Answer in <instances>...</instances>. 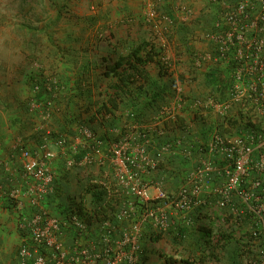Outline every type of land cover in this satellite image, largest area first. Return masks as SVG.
I'll use <instances>...</instances> for the list:
<instances>
[{"label":"built area","instance_id":"2783aa9c","mask_svg":"<svg viewBox=\"0 0 264 264\" xmlns=\"http://www.w3.org/2000/svg\"><path fill=\"white\" fill-rule=\"evenodd\" d=\"M211 31L205 34L208 41L218 46V56L210 52L200 55L195 64L205 59L233 62L230 73L229 93L246 115L244 122L260 129L225 136L215 132L207 144V155L192 167L177 194L168 193L162 181L154 179L158 164L166 155L175 154L181 145L166 142L157 151H148L151 141L146 133L135 132L110 144L108 154L102 141L88 127L82 126L81 136L62 138L56 142L63 153L70 152L66 165H102L108 159L112 169L103 176L92 174L91 182L104 190L113 210L97 220L95 214L88 219L87 211L79 206L70 210L62 219L50 214L44 205L47 196L55 192L54 173L50 160L55 156L49 146L38 150L22 148L21 181L8 190L0 185V193L13 202L17 224L24 231V240L18 251V264H142V233L149 224L156 231L164 232L176 218L191 224V212L205 202L204 195L221 194L217 207L230 205L234 214L246 209L253 212L264 228V0H239L235 7L225 0ZM255 33L254 36H250ZM231 102H227V109ZM179 108L181 105H178ZM163 112H171L164 107ZM248 121V122H247ZM142 137L143 142H138ZM84 139H87L84 141ZM92 142L89 147L86 143ZM86 149L80 160L75 154ZM190 150L181 153L190 156ZM216 155L226 160L222 168L214 164ZM10 160L0 159V169L14 177ZM223 177L221 187L214 185V177ZM16 176V175H15ZM214 192V193H213ZM232 195L243 204L239 210L232 205ZM30 207L32 212H27ZM174 219V220H172ZM73 229V240L64 239L65 229ZM264 235V230H263ZM264 264V251L260 254Z\"/></svg>","mask_w":264,"mask_h":264},{"label":"trees","instance_id":"16d2710c","mask_svg":"<svg viewBox=\"0 0 264 264\" xmlns=\"http://www.w3.org/2000/svg\"><path fill=\"white\" fill-rule=\"evenodd\" d=\"M221 1L209 0L206 17L200 16L195 19L193 25L181 24L176 28V37L181 42L177 43L176 49L185 48L189 63V76L192 80L193 74L199 72L198 67L200 65L197 66L195 62L200 54L191 46L192 43L188 41V38L201 28L199 24L202 25L201 30H204L205 34L212 30L218 13L222 9ZM225 1L235 7L239 0ZM51 2L57 8L58 1L51 0ZM167 12L169 13V11ZM70 17L76 19L78 23L82 19H87L89 25L95 24L97 20L94 17L82 18L75 15H70ZM202 19H204V24H201ZM207 21L209 22L207 23ZM254 35L255 33L250 34V36ZM259 35L264 36V31ZM75 38L69 34L71 41L74 42ZM208 43H210L208 52L213 56H218V46L214 42L208 41ZM126 45V53L117 52L116 57H102L101 62L99 59L93 62L86 61L81 71L76 73L58 71L59 73L56 72L53 75L44 74L43 79L40 78V75L32 76L29 83V93L26 96L25 110L28 112L32 110L37 114L42 113L43 116L45 114L47 120L42 122L40 128L31 131L29 135L23 138L28 137L27 140L32 142V148L29 149L36 151L39 147L48 146L51 142L56 143L62 138L70 140L79 137L81 136V127L88 126L102 141L101 149L105 154H108L112 137L117 139L126 133L128 135L129 132H139L138 135L148 133L150 144L153 147L157 146V148L166 142H174L176 145V142L180 140L181 145L175 149H180L181 152L183 148H188L190 156L183 153H181L182 155L172 154L158 164L154 173V179L162 181L168 193L177 194L180 185L184 184L189 171L192 169L191 160L207 155L210 129L203 124L200 126L199 134L203 141L199 142L193 137L196 133L188 126L183 114L173 112L172 115L170 113V115H166L163 112L164 107L169 106L176 98L178 82L183 83L186 78L184 73H180L177 78L171 76L173 74L169 72L171 63L161 58V48L157 43H152L147 38L142 37ZM31 47L33 48V44ZM35 48L37 47L34 45ZM81 50L86 52L87 47L81 48ZM61 51L63 57L59 58L60 62L57 61V64L78 65L79 56H74L79 53L77 49L74 51L73 46L66 45L61 47ZM66 52L68 55H65ZM154 62L159 63V79L153 78L146 71V66ZM215 62L217 64L225 63L223 60ZM215 65L209 66L203 74L206 85L221 96L227 88L229 90L231 78L230 76L227 79L224 78L221 74V68ZM229 65L232 67L233 62H230ZM166 76L168 78L164 79ZM103 77L112 80L109 84L111 91H107L108 93L105 94H102L104 87H102L101 78ZM97 90L98 95H104V98L94 99ZM184 98L186 97H182V100ZM188 100L190 103L193 102L190 96ZM181 113H183L182 109ZM235 114L238 115L237 118L228 115L225 119L231 128L221 129L220 133L232 135L252 129H260L259 125L257 127L244 122L246 115L241 109ZM156 119L160 124L157 132L151 134L149 131L143 130L147 123L149 124ZM195 119L205 122L203 116L196 115ZM115 131L118 133L113 134ZM86 140L84 139V141ZM137 140L138 142L144 141L142 137ZM92 144L90 141L86 143L89 147ZM23 147H26L25 144L22 145ZM84 152L86 149L80 148L78 153L74 155L75 159L80 160ZM62 154L63 166L58 171L59 173L53 172L55 192L46 197L44 205L50 214L65 219L70 210L74 208L75 201L72 202L73 199L69 190L64 187V184L69 180V172L66 171L64 164H66L70 152L60 153V155ZM9 159L14 164L15 162L19 163L17 157V161H14V156L9 157ZM226 163L222 156H215L214 164L217 167L222 168ZM17 167L20 169V174L18 173L14 177L9 172L0 169L5 173V180L0 181V185L4 189L8 190L18 180L21 181V162ZM223 180V177L215 175L214 185L221 187ZM82 181H85L84 189L90 194L91 210L97 220H100L113 210V207L106 199L104 190L98 189L97 185L92 184L90 176L85 179L82 178ZM2 197L5 198L11 208H14L12 201L3 195ZM220 197L221 194L219 193L204 195L205 202L191 212V224H187L179 218L172 219L174 222L170 223L164 232L156 231L147 224L143 229L142 244L147 240L157 242L162 238L167 239L174 247V255H178V257L164 255L163 264H210L211 259L226 261L227 264H243L247 257H249L251 264H260L259 257L264 251V228L262 224L256 219L254 213L247 209L243 213L234 214L230 205L222 208L217 207V201ZM80 202L82 203V200ZM231 204L239 210L243 208L241 199L236 195H232ZM79 209L82 211L81 206ZM33 210L37 209H31L30 212ZM88 219L91 220L92 217L88 216ZM140 261L142 264H146L148 261V254L143 246L140 252ZM29 264H33V262L30 261Z\"/></svg>","mask_w":264,"mask_h":264},{"label":"rangeland","instance_id":"374dc122","mask_svg":"<svg viewBox=\"0 0 264 264\" xmlns=\"http://www.w3.org/2000/svg\"><path fill=\"white\" fill-rule=\"evenodd\" d=\"M57 1L59 4L55 8L51 0H0V91L13 90L19 97L24 94L26 96L29 93V83L32 76L40 75V78L43 79L44 74L53 75L56 72L66 73L67 71L70 73L79 72L86 61L93 62L99 59L101 62L102 57H116L117 52L126 53V44L142 37L147 38L152 43H157L161 48V58L171 63L169 66V72L173 73L171 76H178L181 73L179 62L182 61L183 53L181 54L182 48L176 49L177 43H181L176 37V28L181 24L193 25L195 19L200 16L205 17V14H208L207 7L209 6V0ZM70 15L82 18L94 17L97 20L95 24L91 25L87 19H82L78 23ZM196 31L188 38L193 48L208 43L204 30L197 29ZM69 34L76 37L74 42L69 39ZM31 44H33V48ZM34 45L37 48L34 49ZM66 45L73 46L74 51L78 50L79 53L74 55L79 56L78 65L57 64V61L60 62L59 58L63 57L61 47ZM86 47V52L81 50V48ZM65 55L68 53L66 52ZM65 55L64 57H66ZM146 71L153 78H158L159 63L148 64ZM167 78L168 76L164 79ZM101 81L102 87H104L102 88L104 92L101 93L105 94L107 91H111L109 84L112 80L103 77ZM184 84L191 88L192 79L191 81L187 79ZM178 85L183 87L180 82ZM103 96L98 95L97 90L94 99L104 98ZM180 98L182 97L178 96L172 101L173 105L171 103L167 106L171 110L169 112L171 115L173 112L182 114V106L179 108L176 104L181 105L182 99ZM169 113L168 115H170ZM165 114L167 115L166 112ZM29 117L30 123L39 121L42 124L44 120H47L45 114L43 118L40 116L39 119L37 116L30 115ZM159 125L156 119L149 124L147 123L143 130L152 134L158 131ZM114 133L118 132L115 131ZM136 134L138 135L139 132ZM146 134L148 135V133ZM126 135L127 133L122 137ZM122 137L117 139L112 137L110 144L119 141ZM27 139L28 137L20 140L21 144L26 146L23 148H32V142ZM23 140L26 142L22 143ZM21 149L22 145H20L19 151H16L14 161H17L16 157L19 161L18 153L21 152ZM148 151H157V146L150 145ZM19 164L15 162L16 167ZM65 169L72 173L76 172L78 175H76L78 180L74 179L77 187L79 186L78 190L69 192L72 194V202L75 201V206L78 205L85 209L87 215L94 214L90 207V194L84 189L85 181H82V178H86L87 170H90L94 175L98 171V175L103 176V173L112 169V165L106 158L102 165H74L68 168L65 164ZM72 182L74 183L73 180ZM80 200L82 203H79ZM141 246L148 254L146 264H163L164 255L178 257V255H174V247L165 238L157 242L147 240ZM225 262L211 259L210 264H227ZM243 264H251L249 257Z\"/></svg>","mask_w":264,"mask_h":264},{"label":"crops","instance_id":"0c3cea01","mask_svg":"<svg viewBox=\"0 0 264 264\" xmlns=\"http://www.w3.org/2000/svg\"><path fill=\"white\" fill-rule=\"evenodd\" d=\"M206 17V16H205ZM204 19H202V23L204 24ZM209 21H207L208 23ZM201 27L200 30L203 28L202 25L199 24ZM195 50L199 51V54L203 55L208 53L210 49V43H204L198 47H194ZM182 61L179 62L180 65V72L184 73L186 81H191L188 71V56L185 53V48H182ZM181 53V54H182ZM181 57V56H180ZM218 65L221 68V74H223L224 78H228L231 73V65L228 63H219L217 64L213 60L205 59V61L198 67V73L193 74V80L191 84V88L185 86V82H183V87H177V94L176 98L179 97H186L180 103L182 108V114L185 116V121L188 123V126L193 129L194 138L199 142L203 140L200 138V129L201 125H206L207 128L210 129L209 134V141L213 137L214 133L217 131H221V129H226L230 127V124L227 123L225 119L229 116L238 117L235 114L237 111H240L239 107H236L231 102V95L227 88L226 92L224 91L221 96L215 90L211 89L210 86H207L205 83L204 74L209 66ZM215 65V66H216ZM175 76L174 78H177ZM179 84V82H178ZM179 92V93H178ZM216 92V93H215ZM215 93V94H214ZM214 95V96H213ZM27 96V94H26ZM25 94L23 96H17L13 90H6L5 92L0 91V158L10 160L9 157L14 156L16 151H19L21 144L20 140L24 139L23 137L30 134L31 131H35L42 126L41 122L30 123V115L37 116L38 119L43 118L44 116L42 113H36L31 111H26V100ZM191 97L193 100L190 103ZM182 99V98H180ZM227 102H231V105L225 109L224 105ZM179 105V103H176ZM173 105V102H172ZM175 106V105H174ZM176 107V106H175ZM242 111V110H241ZM40 115V116H39ZM203 116L205 118V122H200L199 120L195 119V116ZM34 120V119H33ZM62 120V119H61ZM35 121V120H34ZM240 121V119H238ZM236 122V126H237ZM231 128V127H230ZM220 133V132H219ZM225 136L230 135L229 133H221ZM208 141V142H209ZM26 142L25 140L22 143ZM48 146L54 152L55 156L50 160V168L53 172L59 173L58 171L61 170L63 166L62 157L63 153L59 150V147L56 143H49ZM175 154L182 155L179 150L176 151ZM172 155V154H171ZM166 155L164 161L167 157L171 156ZM206 157V156H204ZM193 158L192 167L195 166L200 160ZM11 161V160H10ZM12 163V162H11ZM17 165V164H16ZM65 165V164H64ZM13 169L17 170L19 167H16L15 164H12ZM67 166V165H66ZM65 167V166H64ZM69 172V180L64 184L65 188L69 190V192H73L74 190H78L75 180L77 179L76 172L72 173L70 170H66ZM96 172V171H95ZM98 172V171H97ZM71 178H70V174ZM93 173L90 170L86 172V177L92 176ZM17 175V173H15ZM77 175V176H76ZM81 177V176H80ZM74 183L72 182V180ZM75 179V180H74ZM5 180V173L0 170V181ZM78 180V179H77ZM72 195V194H70ZM31 208L26 207V211L30 212ZM64 239L67 243L72 242L73 240V229L71 227H67L64 230ZM24 240V233L22 230L19 229L17 224V216L16 212L13 208H11L8 202L2 197L0 193V264H17L18 261V251L20 246L22 245Z\"/></svg>","mask_w":264,"mask_h":264}]
</instances>
